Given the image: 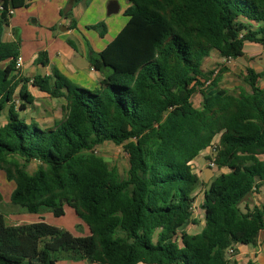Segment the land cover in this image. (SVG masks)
<instances>
[{
  "label": "trees",
  "instance_id": "16d2710c",
  "mask_svg": "<svg viewBox=\"0 0 264 264\" xmlns=\"http://www.w3.org/2000/svg\"><path fill=\"white\" fill-rule=\"evenodd\" d=\"M32 1L0 0V118L7 111L0 171L15 184L10 205L17 212L49 210L60 218L69 207L90 235L76 237L44 219L9 225L0 212V264H58L61 258L239 264L237 246L257 247L264 234V204L241 208L264 190V73L248 70L251 93L233 94L218 81L207 84L212 73L205 74L202 63L213 51L235 59L246 42L264 45V0H127L124 28L90 55V65L104 74L95 89L74 84L58 69L52 76H20L21 41L5 42L3 33L10 12ZM81 1L70 0L61 13L72 28ZM89 28L106 29L103 23ZM35 63L47 65V53ZM29 84L66 101L61 120L43 127L21 117L35 100ZM196 93L200 107L193 104ZM215 141L217 169L229 172L204 194L202 231L180 232L198 223L193 208L203 181L194 161ZM105 143L128 155L126 179L95 152ZM31 162L39 163L33 173L27 171Z\"/></svg>",
  "mask_w": 264,
  "mask_h": 264
},
{
  "label": "crops",
  "instance_id": "0c3cea01",
  "mask_svg": "<svg viewBox=\"0 0 264 264\" xmlns=\"http://www.w3.org/2000/svg\"><path fill=\"white\" fill-rule=\"evenodd\" d=\"M36 1L37 0H33L30 6L27 8L17 10L19 12V16H16V19H11L10 25L5 28L3 33V40L5 42L21 41L22 49L20 51V56L24 60V65L20 70H18L20 76L30 79L38 75L52 76L53 71L55 69H58L65 77H67L71 82L76 85L88 89L98 88L100 81L104 77V74L100 71L95 70L90 65V55L91 53L98 54L103 51L107 47V45L112 42L113 38L115 39L119 32L124 28L128 21V18L126 17L127 20L123 19V21H115L113 19L110 22L106 21V25L109 27V31H107V33L109 34H106V36L100 40L96 38V36L89 35L92 36L93 41H88V34L82 32V28L86 27L89 30L88 33H92L89 27L103 22L104 15H100L98 19L99 21H97L96 16L84 19V10L81 4L86 0L79 2L73 9V18L75 19L77 25L76 28L71 27V19H64L63 17L62 19L64 20L62 22L59 21L58 24L55 23L59 16H61L63 10L68 7L70 0H43L44 4H40V2H37V5H42L41 8L44 13H42L41 15L39 9L36 15L38 21L34 22V27L28 26L27 22H25V17L28 16L27 14L29 10L23 9H29L30 7H32V4H34ZM118 4L120 8L118 13H121V15L122 13L124 14L126 9L130 6V4L128 3L126 8L122 9L120 3ZM17 11H15V15H17ZM41 16L45 19V22H43L44 28H41L40 25ZM81 22L83 23L81 24ZM54 25H59L60 30L53 32L50 31V28L55 27ZM112 25L114 26L113 36L111 35L113 33L110 32ZM16 28L19 29L16 30ZM34 33L40 34L41 42L36 53H34L35 51H32L30 55H27L24 52L23 46H25L26 44L32 45V43H34V41L31 40L32 37H35L31 36ZM78 33L80 34L81 38L76 37ZM75 38L78 44H76V42L74 41ZM69 41H71L73 45H71ZM41 52L47 53L48 64L45 66L35 63L39 53ZM222 60L223 57H221L218 51H213L207 58L204 59L202 63V71L205 74L212 73L211 78L207 81V84L215 80L218 81V86L220 88L225 89L230 93H251V88L245 83L244 79L246 78L248 70L250 69L254 70L256 73H264V46L257 43L246 42L243 48V55L241 57L233 59L228 65H222ZM259 85L261 88H264V79L259 80ZM28 90L33 95L35 100L32 105H29L27 107L25 112H29L33 106L40 105L37 100L39 96L45 98L48 97L53 101L60 100L51 98L48 94L43 93L39 91V89L31 86V84L28 85ZM34 121L37 122L36 120ZM57 121L54 120L53 124ZM209 152L210 149L203 151L200 156L195 159V166L201 165L202 158ZM208 168L203 167L202 172L197 173L202 179L203 184L195 192L196 201L194 204V218L198 221V223L192 224L187 227V231L190 234L200 233L205 225V213L202 206L204 203V194L208 189L209 184L212 183V181L220 173L229 172V170L226 168L221 169L220 171L213 169L208 170ZM3 202L4 201H2V203L0 202V207L4 206ZM21 216V213L19 214L16 212L6 215V222L9 225H23L30 223L25 221H19L21 219ZM190 227H194L195 232H190ZM252 247L253 246H237L238 254L236 255L235 259L239 262V264H242V255H245L246 253L250 255L248 262L251 261L254 264H261L258 262L257 258H254V255H259L257 254L254 248L252 249Z\"/></svg>",
  "mask_w": 264,
  "mask_h": 264
},
{
  "label": "rangeland",
  "instance_id": "374dc122",
  "mask_svg": "<svg viewBox=\"0 0 264 264\" xmlns=\"http://www.w3.org/2000/svg\"><path fill=\"white\" fill-rule=\"evenodd\" d=\"M112 1H116L120 3L122 9H125L128 4L126 0H86L81 4L84 10V12L82 11L84 15L82 16L84 17V19L96 16L97 21H99L98 19L100 15H104V20L101 23L105 24V27H106L105 30H103V28H100L98 30L90 29L92 33H88L89 32L88 28L86 27L82 28L81 31L84 32L85 34H88L87 36L88 41H93L92 36H89V35L96 36V38L100 40V39H103L106 36V34L107 35L109 34L107 33V31H109V27L106 25L107 23L106 21L110 22L112 19L115 21L117 20L123 21V19L127 20L126 16L123 13L122 15L121 13L113 14L111 16L107 15L108 4ZM37 2H40V4H44L43 0H37L34 4H32V7H30L29 9H23V10H29L27 14L28 16L25 17V22H27V25L31 27H34V22L38 21L37 16H36L37 11L40 9V14L42 15V13H44L41 8L42 5L40 4L37 5ZM16 14L17 15H15L14 13L11 19H16V16H19L18 11L16 12ZM11 19H10V22H11ZM63 20L64 19H62V16H59V18L56 20L55 23L58 24L59 21L62 22ZM43 22H45V19L41 16V20H40L41 28H44ZM82 23L83 22H81V24ZM17 29L19 28H16V30ZM57 30L58 31L60 30L59 25L50 28V31L52 32L57 31ZM102 32L104 33L103 35H101ZM110 32L113 33L111 34L113 36L114 35L113 25L111 26ZM31 36H35L34 38L32 37L31 39L32 41H34V43H32V45L26 44L25 46H23L24 52L27 55H30L32 51H35L34 53H36L38 51L37 49L41 42V36L39 33L38 34L34 33ZM76 37L81 38L79 33L76 35ZM74 41L76 42V44H78L76 38L74 39ZM21 49H22V45H21ZM41 49H44V48H41ZM37 100H38V103L40 104L39 106H33L29 112H23V113L21 112V117L30 124H32V122L36 120L39 125L45 127L46 125L53 124L54 120L59 121L61 118H63V116L66 113L65 112L66 101L64 99L53 101L48 97L45 98V97L39 96ZM192 100H193V104L196 107H200L202 103L201 94L199 93L195 94ZM6 119H7V111H5L2 117L0 118V126L6 123ZM95 152L98 155L102 156L107 161V163L109 164L111 168H115L118 171L121 179L127 178L128 169H129L128 155L126 154V152L121 146H116L112 143H105L101 146L96 147ZM210 156H211V153L209 152L202 158L201 165L195 166L196 173L202 172L203 167H206V168L209 167L210 164L207 158ZM38 166H39V163L31 162L27 164V171L29 173H33L37 170ZM0 188H1V194L4 197V200H3L4 206L0 207V212L5 213L6 215H9L15 212L19 214L21 213L22 216H21V219L19 218L20 219L19 221H25V222H30V223L38 222L41 219H44L50 225L67 230L76 237H85V236L90 235V232L86 224L81 219H79L78 216L75 214L74 210L69 207H65V211H66L65 216L60 217V218L55 217L53 213H51L49 210H44L40 214H29L26 211L17 212L16 209L11 207L10 205V194L15 189V184L7 180L6 175L3 171H0ZM246 203L250 206L264 204V190L260 191L259 193L251 194L247 198L246 202L241 205L242 209L245 208ZM189 230L192 233L195 232L194 227H190ZM240 246H243V245H240ZM253 248L259 255V256L254 255V258H257L259 263L264 264V234L263 233H261L259 236L257 247H252V249ZM249 258H250V255L248 253H246L245 255H242L241 263L247 264ZM58 264H90V263L85 262V261L73 262V261H69L67 259L61 258L59 259Z\"/></svg>",
  "mask_w": 264,
  "mask_h": 264
},
{
  "label": "built area",
  "instance_id": "2783aa9c",
  "mask_svg": "<svg viewBox=\"0 0 264 264\" xmlns=\"http://www.w3.org/2000/svg\"><path fill=\"white\" fill-rule=\"evenodd\" d=\"M10 14H14V11H11L10 12ZM264 46V45H263ZM234 58H232V57H227V58H223V60H222V62H221V64L222 65H228V64H230L231 63V61L233 60ZM23 65H24V60H23V58L21 57V56H19V58L17 59V61H16V69L17 70H20L22 67H23ZM217 146H218V141H215V143L210 147V153H211V160H209V167L211 168V169H213V170H217V166H216V164H215V162H214V155L216 154V150H217ZM193 211L195 212V207L193 208ZM234 253V249H229L228 250V252H227V254L228 255H232Z\"/></svg>",
  "mask_w": 264,
  "mask_h": 264
},
{
  "label": "water",
  "instance_id": "95a60500",
  "mask_svg": "<svg viewBox=\"0 0 264 264\" xmlns=\"http://www.w3.org/2000/svg\"><path fill=\"white\" fill-rule=\"evenodd\" d=\"M120 8H119V4L116 1H112L108 4L107 7V15L111 16L113 14H117L119 12ZM208 170H212L210 167L208 168ZM187 228V224L183 225L179 230L180 232L185 230Z\"/></svg>",
  "mask_w": 264,
  "mask_h": 264
}]
</instances>
